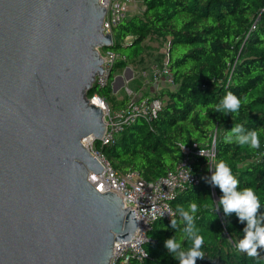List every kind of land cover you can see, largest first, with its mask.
<instances>
[{
  "label": "water",
  "instance_id": "obj_1",
  "mask_svg": "<svg viewBox=\"0 0 264 264\" xmlns=\"http://www.w3.org/2000/svg\"><path fill=\"white\" fill-rule=\"evenodd\" d=\"M104 16L98 0H0V264H109L136 231L84 144L105 128L87 96L114 47Z\"/></svg>",
  "mask_w": 264,
  "mask_h": 264
},
{
  "label": "trees",
  "instance_id": "obj_2",
  "mask_svg": "<svg viewBox=\"0 0 264 264\" xmlns=\"http://www.w3.org/2000/svg\"><path fill=\"white\" fill-rule=\"evenodd\" d=\"M139 2L142 14L129 16L113 32L110 50L124 61H116L106 85L93 88L87 96L111 100L116 71L142 56L150 35L168 43L166 66L173 89L160 93L164 105L151 124L137 119L112 145L101 147L94 142L93 148L102 152L114 170L137 171L151 181L175 168L181 145L203 144L216 132L212 168L217 161L226 162L239 181L238 190L252 188L264 213V0ZM228 92L241 99V108L238 113L222 115L215 108ZM234 125L258 131L260 147L225 143ZM201 162L198 159L194 168ZM222 195L202 177L196 187L182 191L171 202L175 212L178 205L186 209L192 202L198 205L194 223L204 237V257L196 264H264V249L253 258L236 248L246 222L241 223L235 213L225 215L222 207L215 210ZM172 219L178 221V229L184 227L177 213ZM172 219L155 223L144 244L146 257L133 264H179L164 246L166 239L184 235L171 227ZM184 246H190V241L185 240Z\"/></svg>",
  "mask_w": 264,
  "mask_h": 264
},
{
  "label": "built area",
  "instance_id": "obj_3",
  "mask_svg": "<svg viewBox=\"0 0 264 264\" xmlns=\"http://www.w3.org/2000/svg\"><path fill=\"white\" fill-rule=\"evenodd\" d=\"M98 2L105 9L102 22L103 34L110 35L113 40L115 28L135 11L137 0H98ZM167 50L168 47L163 65L153 71L149 80H145L147 84H157L164 79L173 86L171 73L166 66ZM98 51L103 59L101 65L103 74L95 78L94 85L101 88L106 85L109 71L116 61H124V58L110 49ZM94 98L98 100L103 112L105 128L100 141L101 147L112 145L124 129L137 119L151 124L164 105L163 98L159 96L146 95L128 99L126 103L116 108H113L103 97L93 95ZM93 143V139H90L85 146L101 164L102 172L98 175L90 174V182L100 193H115L125 207L133 210L137 225L136 231L129 240L114 243L109 264L142 262L146 257L144 244L148 241V233L154 228L155 223L159 220H170L176 216L171 205L174 197L186 189L196 187L202 177H207L211 183L212 172L209 167H213L216 155V132L203 144L181 145V158L175 168L151 181L143 179L137 171L114 170L102 152L93 148ZM198 159H203V162L195 169L194 165ZM212 195L215 196L213 191Z\"/></svg>",
  "mask_w": 264,
  "mask_h": 264
},
{
  "label": "clouds",
  "instance_id": "obj_4",
  "mask_svg": "<svg viewBox=\"0 0 264 264\" xmlns=\"http://www.w3.org/2000/svg\"><path fill=\"white\" fill-rule=\"evenodd\" d=\"M242 101L233 92H228L215 111L222 115L238 113ZM205 113H202V116ZM215 127V125H213ZM225 143H236L240 146H249L252 149L260 147L259 133L256 130H245L240 125H234L231 131L224 137ZM212 172L211 183L217 186L222 192L219 203L215 210L222 207L225 215L235 213L241 223L246 222L243 229V237L236 243L239 251L245 252L249 257H257L259 250L264 249V213L260 212L261 203L252 188L239 189V181L232 173L231 168L224 161H217ZM198 212V205L192 202L187 209L178 205L176 213L183 224L182 229H178V221L171 220V227L183 232L182 238L177 235L166 239L164 246L173 258L179 261V264H196L198 258L202 259L204 253L201 250L204 244V237L199 234L195 226V214ZM190 241V246L185 247L184 241Z\"/></svg>",
  "mask_w": 264,
  "mask_h": 264
},
{
  "label": "rangeland",
  "instance_id": "obj_5",
  "mask_svg": "<svg viewBox=\"0 0 264 264\" xmlns=\"http://www.w3.org/2000/svg\"><path fill=\"white\" fill-rule=\"evenodd\" d=\"M142 12L143 7L141 6L139 0H137L136 9L135 11L130 13V16L141 15ZM144 44L146 45V48L140 58L134 60L133 62H128L127 70L116 71L114 77L121 76L122 80L117 79L114 83V86L118 89L115 93L112 92L110 94L111 100H107L110 105H112L113 103H118L119 101L124 99H135L139 98L140 96L147 95V93H142L139 96L134 95V93L129 94L128 89L137 91L141 86L140 82L149 80L153 71L163 65L166 58V49L168 47V43L164 39H160L154 35H150L149 40H146ZM126 78H129V80L126 81ZM131 79H133L132 82H130Z\"/></svg>",
  "mask_w": 264,
  "mask_h": 264
},
{
  "label": "crops",
  "instance_id": "obj_6",
  "mask_svg": "<svg viewBox=\"0 0 264 264\" xmlns=\"http://www.w3.org/2000/svg\"><path fill=\"white\" fill-rule=\"evenodd\" d=\"M123 70H127V67H125ZM129 80V78H126V81ZM125 81V82H126ZM133 79L130 80V82H132ZM124 82V84H125ZM140 88L137 91H132V89H128V93H134V95L139 96L142 93L146 94L147 96H160V93L162 91H168V90H172L173 87L171 85H169L164 79L160 80L157 84H153V83H146V81L144 82H140ZM113 92V91H112ZM115 93V92H113Z\"/></svg>",
  "mask_w": 264,
  "mask_h": 264
},
{
  "label": "bare ground",
  "instance_id": "obj_7",
  "mask_svg": "<svg viewBox=\"0 0 264 264\" xmlns=\"http://www.w3.org/2000/svg\"><path fill=\"white\" fill-rule=\"evenodd\" d=\"M93 101H94L95 103L98 104V100H97L96 98H94ZM98 105H99V104H98ZM89 141H90V139H86V140L84 141V144L86 145Z\"/></svg>",
  "mask_w": 264,
  "mask_h": 264
}]
</instances>
